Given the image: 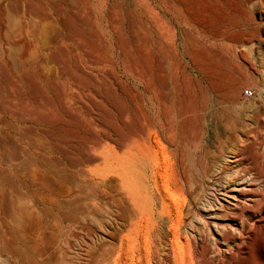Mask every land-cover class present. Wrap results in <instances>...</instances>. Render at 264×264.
Segmentation results:
<instances>
[{"label": "rangeland", "instance_id": "obj_1", "mask_svg": "<svg viewBox=\"0 0 264 264\" xmlns=\"http://www.w3.org/2000/svg\"><path fill=\"white\" fill-rule=\"evenodd\" d=\"M0 87L1 246L15 248L0 264H97L127 244L119 179L151 213L152 264H172V245L186 264H260L264 231L218 253L204 210L218 184L264 179V0H0ZM34 171L74 202L47 218L33 257L8 217Z\"/></svg>", "mask_w": 264, "mask_h": 264}, {"label": "bare ground", "instance_id": "obj_2", "mask_svg": "<svg viewBox=\"0 0 264 264\" xmlns=\"http://www.w3.org/2000/svg\"><path fill=\"white\" fill-rule=\"evenodd\" d=\"M14 8V7H13ZM20 11V10H19ZM10 13V12H9ZM11 14V13H10ZM21 17V16H20ZM18 20V19H17ZM19 22V21H18ZM23 22V19H22ZM23 26V25H22ZM21 42V41H20ZM19 42V43H20ZM27 44V42H26ZM25 44V46H26ZM21 48V47H20ZM25 49V48H23ZM2 50V49H1ZM22 50V48H21ZM27 50V48L24 51V53H26L25 51ZM10 51V50H9ZM29 51V50H28ZM3 52V51H2ZM7 53V52H6ZM13 53V52H12ZM17 54V53H16ZM20 54V53H19ZM18 55V54H17ZM29 56H32L29 54ZM15 57V53L13 58ZM21 57V56H20ZM24 57V56H23ZM31 58V57H30ZM25 59V58H24ZM14 60V59H13ZM21 60V59H20ZM19 60V61H20ZM16 61V60H14ZM22 61V60H21ZM30 61V60H29ZM2 62V60H1ZM5 63V62H4ZM13 64V63H12ZM5 65V64H4ZM2 66V64H1ZM30 66V65H29ZM7 67V66H6ZM35 67V66H34ZM33 67V68H34ZM3 68V67H2ZM24 69V68H23ZM31 69V68H30ZM41 69V68H39ZM11 70V69H10ZM14 70H16L14 68ZM18 70V69H17ZM21 70V69H20ZM35 70V69H34ZM7 71V70H6ZM9 71V69H8ZM28 71V70H27ZM33 71V70H32ZM37 72V71H36ZM7 73V72H6ZM14 73V72H13ZM30 73V72H29ZM25 75V74H24ZM7 76V75H6ZM5 76V77H6ZM31 76V75H30ZM29 76V77H30ZM21 77V76H20ZM32 77V76H31ZM15 82V81H14ZM39 82V81H38ZM31 83V82H30ZM33 84V83H32ZM38 84V83H37ZM10 85V84H9ZM18 86V85H17ZM28 86V85H27ZM1 88V87H0ZM52 88V87H51ZM1 90V89H0ZM3 90V89H2ZM16 92V91H14ZM18 92V91H17ZM36 92V90H35ZM32 94V93H31ZM38 94V93H37ZM21 97V96H20ZM49 98V97H48ZM47 98V99H48ZM33 99V98H32ZM36 99V97H35ZM4 101V100H3ZM23 101V100H22ZM37 101V100H35ZM7 102V101H6ZM5 102V103H6ZM27 102V101H24ZM22 102V103H24ZM29 102V101H28ZM31 102V101H30ZM49 101H47L45 104H47ZM53 102V101H52ZM51 102V103H52ZM39 103V102H38ZM7 104V103H6ZM29 104V103H28ZM27 104V105H28ZM3 105V104H2ZM11 105V104H10ZM14 105V104H13ZM16 105V104H15ZM19 106V104H17ZM17 105L15 106L17 108ZM48 105V104H47ZM51 107L53 106L52 104H49ZM21 106V105H20ZM32 106V104H31ZM10 107V106H9ZM13 107V106H12ZM14 107V108H15ZM55 107V106H54ZM4 108V107H3ZM8 108V107H7ZM6 108V109H7ZM28 108V107H27ZM53 108V107H52ZM40 108H37L36 104H33L32 107H29L28 112L30 113V116L33 119H38L37 117L41 116L38 114V110ZM17 110V109H16ZM15 110V112L17 114H19L21 116V118L25 117V114L27 115V113H25L26 111V106L24 109V104L23 107H21L20 109H18L17 111ZM23 110L25 111L24 116L22 117V113ZM54 110V109H53ZM11 112V111H10ZM14 112V111H13ZM14 112V113H15ZM41 113V112H39ZM42 114V113H41ZM10 115V114H9ZM18 115V117H20ZM49 115V114H48ZM16 117V116H14ZM47 117V116H45ZM44 117V120H45ZM50 117V115H49ZM48 117V118H49ZM41 118V117H40ZM48 118H46L48 120V122H53L50 121ZM54 118V117H53ZM27 119V118H26ZM52 119V117H51ZM22 120V119H21ZM39 120V119H38ZM42 120V119H40ZM43 120V121H44ZM53 120V119H52ZM46 121V120H45ZM57 121V120H56ZM47 122V121H46ZM47 122V123H48ZM55 122V121H54ZM143 135V134H142ZM140 140V139H139ZM52 147V146H51ZM50 149V148H49ZM51 150V149H50ZM151 151V150H150ZM40 154V153H39ZM151 154V153H150ZM41 155V154H40ZM45 157V156H44ZM43 157V158H44ZM49 158V157H48ZM53 158V157H52ZM256 157V162L257 161ZM45 159V158H44ZM38 161V160H37ZM235 159H233L232 161H227V164H233L235 163ZM255 162V159L253 160ZM263 162V161H262ZM263 164V163H262ZM51 165V164H50ZM224 165V163H223ZM256 165V163H255ZM226 166V165H225ZM257 166V165H256ZM223 167V166H222ZM221 168V167H220ZM223 169V168H222ZM219 170V168H218ZM259 170V169H258ZM222 171V170H221ZM215 172V171H214ZM217 173L215 174L216 176L219 177L220 172L216 171ZM35 173V171H34ZM43 173V172H41ZM49 173V172H48ZM55 173V172H54ZM260 177L264 178V168H262L259 172ZM31 175V174H30ZM39 175V174H38ZM49 175V174H48ZM36 173L35 175L32 174L31 175V179L29 180V186H27V191L23 194H19L18 196H16L15 198V203L12 201L11 206V212L9 213V216L7 215L8 219H10L11 223L13 225V229L15 234L17 235L18 238L15 239H19L22 243V245H28L26 248H29V251L31 252L30 254L33 255V257L35 255H37L38 253V249H37V244L38 242H41L44 238H45V233L46 230L49 228V226H51V218H49L50 215H54L55 211H57L60 207H61V203L63 202H59L58 197H56V195L52 196L51 194H57L54 193L55 192V188L58 187V185L60 184L58 179H35L37 177ZM29 177V176H28ZM35 177V178H34ZM125 177V176H124ZM44 178V177H43ZM53 178V177H52ZM220 178V177H219ZM68 180V179H67ZM134 180V179H133ZM249 180V179H248ZM245 180V179H236V178H231L228 179L227 181H225L223 184H218L217 187L215 189H213V192L211 193V198L208 202V207L206 210H204V215L206 217V223L205 226L208 230V233L211 235V240L212 243L214 245H216L218 242L220 243L221 246H223L222 249L217 250L218 253H224V254H228L230 251V247L228 245L229 242L231 243H235V248H236V252H238V254L241 253L242 247L245 245V238L248 237L247 239H249V236L251 235V233L253 234V232L255 233H260L261 231H264V212H261L262 210L264 211V179H255L253 181H258L257 184L251 182L250 181ZM121 187L120 189L124 190L125 192H127V200L129 201L130 207H131V213L127 214V212L125 213V211L123 210V212L125 214L128 215V232H126L127 236V244H123V238L120 237V242L118 244V246L116 245H112L114 246V248H110L109 252L107 251L106 256L100 257V259L98 260L97 264H152V260L154 258V256L152 257V249L151 248V243H150V237L152 236V232H153V222H152V218H151V213L150 212H145L144 210L141 209L140 207V199L142 198L141 195L136 194L135 189H137V187L135 188L134 186V182L132 181V179H119ZM140 181V180H139ZM153 181V180H152ZM169 181V180H168ZM71 182V181H70ZM142 183L147 184L148 186L150 185V181L149 179H142L141 181ZM170 182V181H169ZM220 182V181H219ZM59 183V184H58ZM67 184V183H66ZM74 184V183H73ZM154 184V183H153ZM161 184V183H160ZM65 185V184H64ZM70 185V184H69ZM69 185L64 186L65 188L62 190H66L67 192V197H71L73 196L72 191H74L71 189V187H69ZM60 186V185H59ZM63 186V185H62ZM71 186V185H70ZM153 186V185H152ZM151 186V187H152ZM26 187V186H25ZM74 187V186H72ZM62 187H60L61 189ZM150 188V187H149ZM153 188V187H152ZM169 188V187H168ZM58 190V188H57ZM180 190V185H179V179H174V190L172 191H178ZM15 191V190H14ZM18 191V190H16ZM54 191V192H53ZM60 191V190H59ZM152 191V190H151ZM171 191V193H172ZM44 192H47L44 194ZM50 192V194L48 193ZM52 192V193H51ZM124 192V193H125ZM140 192V190H139ZM142 192V189H141ZM166 192V190H165ZM18 193H20L18 191ZM152 193V192H151ZM167 193V192H166ZM156 194V193H155ZM58 195V194H57ZM126 195V194H125ZM144 195V194H143ZM154 195V194H153ZM175 195V194H174ZM60 196V195H59ZM155 196V195H154ZM180 196V195H179ZM13 197V196H12ZM62 196H60L61 198ZM96 197V195H95ZM102 197V196H101ZM74 198V197H73ZM99 198V197H97ZM104 198V196H103ZM108 198V197H107ZM106 198V199H107ZM180 198V197H179ZM102 199V198H101ZM65 200V199H63ZM72 202H74V199H71ZM71 200H67L66 202H63L64 204L70 205L72 202ZM108 200V199H107ZM105 201V200H104ZM179 201V200H177ZM182 201V200H181ZM109 202V201H106ZM183 202V201H182ZM179 205V204H178ZM74 206V205H73ZM167 206V205H166ZM169 207V206H168ZM62 208V207H61ZM60 208V209H61ZM71 208V206H70ZM165 208V207H164ZM177 208V207H176ZM67 209L69 210L68 206ZM72 209V208H71ZM163 209V208H162ZM161 209V210H162ZM169 209V208H168ZM175 209V208H174ZM7 210V209H6ZM59 211V210H58ZM57 211V212H58ZM62 211H67V210H62ZM114 211V210H113ZM236 211V212H235ZM61 212V210H60ZM68 212V211H67ZM67 212L63 213V217L65 218V214H67ZM82 212V211H80ZM94 212V211H93ZM171 212V211H170ZM180 212V211H178ZM62 213V212H61ZM111 213V212H110ZM114 213H116L114 211ZM123 213V214H124ZM165 213V211H164ZM172 213V212H171ZM84 214H86L88 217L87 219H89V215L88 213L83 211V217ZM90 214V213H89ZM58 215V214H56ZM114 215V214H113ZM118 216V214H115ZM70 216V214H69ZM68 216V218H69ZM110 216H112V214H110ZM120 216V215H119ZM60 217V216H58ZM72 217V216H71ZM114 217V216H113ZM170 217V215H169ZM174 217V216H173ZM230 217V218H229ZM50 219V223L48 222ZM63 218V219H64ZM67 218V217H66ZM67 218V219H68ZM172 218V217H170ZM177 218V217H176ZM57 218L55 216L54 221H57ZM61 219V218H60ZM59 219V220H60ZM71 219V218H70ZM87 219L86 217L82 219V222L84 224H87ZM94 219V217H93ZM125 219V218H124ZM66 220V219H65ZM72 220V219H71ZM81 220V219H80ZM113 220V219H111ZM167 220V218H166ZM53 221V223H55ZM70 221V220H69ZM90 221V220H89ZM96 221V220H95ZM94 221V222H95ZM100 220H98L99 222ZM172 221V220H171ZM60 222H62V220H60ZM59 222V223H60ZM68 222V221H67ZM91 222V221H90ZM89 223V222H88ZM57 224V223H56ZM91 224V223H90ZM55 225V224H54ZM82 225V224H81ZM88 225V224H87ZM171 225V224H170ZM56 226V225H55ZM84 226V225H83ZM172 227V226H171ZM172 229V228H171ZM1 230V228H0ZM11 232V231H10ZM9 232V233H10ZM159 232V230H158ZM2 233V234H1ZM159 234V233H158ZM162 234V233H161ZM10 236L12 235V232L9 234ZM12 235V236H14ZM155 235V234H154ZM153 235V236H154ZM262 235V234H261ZM156 236V235H155ZM159 236V235H158ZM163 236V235H161ZM160 236V237H161ZM173 236V235H172ZM159 237V238H160ZM49 238V237H47ZM46 238V239H47ZM157 238V237H156ZM174 238V237H173ZM5 239H7V236H5V234L3 232H0V247L3 248L2 246H5ZM50 239V238H49ZM152 239V238H151ZM126 240V239H125ZM155 240V239H154ZM160 240V239H159ZM157 240V241H159ZM261 242H262V247L260 249V264H264V236H261ZM50 241V240H49ZM52 241V239H51ZM171 241V240H170ZM236 241V242H234ZM156 242V241H155ZM154 242V243H155ZM160 242V241H159ZM175 242V241H172ZM176 243V242H175ZM8 242L6 243L7 246ZM10 244V243H9ZM15 244V243H14ZM20 244V243H19ZM40 244V243H39ZM38 244V245H39ZM2 245V246H1ZM10 246V245H8ZM116 246V247H115ZM154 246V245H153ZM157 245H155L156 247ZM161 246V244H160ZM175 245H172L171 250V255L168 257L170 258V261L172 262V264H186V262L184 263L183 259L181 257L178 256L179 252L177 253L176 251V247L174 249ZM178 246V245H177ZM13 247V246H11ZM10 247V248H11ZM109 247V246H107ZM171 247V246H170ZM8 247H6L7 249ZM161 248V247H160ZM5 249V250H6ZM12 249V248H11ZM10 249V250H11ZM15 249V248H14ZM14 249H12L11 251H13ZM104 249V248H103ZM109 249V248H106ZM157 249V248H156ZM4 250V248L2 249ZM4 250V251H5ZM8 250V249H7ZM6 252H9L7 251ZM105 250V249H104ZM158 250V249H157ZM15 251V250H14ZM19 252H21L20 250H18ZM27 251V250H26ZM106 251V250H105ZM155 251V249H154ZM19 252H16L17 254H20ZM25 250L23 251L22 254L20 255H24L27 252H25ZM16 253L14 252V254L16 255ZM157 253V251H156ZM2 254V252H1ZM6 254V253H5ZM11 254V253H10ZM29 254V255H30ZM104 254V252H103ZM104 254V255H105ZM169 254V253H168ZM8 255V254H7ZM18 255V257L20 256ZM27 255V256H29ZM166 255V254H164ZM180 255V254H179ZM13 256V255H12ZM21 256V257H22ZM26 256V258H27ZM158 256V255H157ZM20 257V258H21ZM9 258V257H8ZM30 258V257H29ZM29 258H27V261L30 260ZM157 258V257H156ZM6 259V258H5ZM10 259V258H9ZM8 259V260H9ZM22 259V258H21ZM33 259V258H32ZM31 259V261H33ZM24 260H25V256H24ZM23 260V261H24ZM155 260V258H154ZM11 259L9 260V262L11 263ZM30 261V262H31ZM165 261V260H164ZM9 263V264H10ZM24 263H28V262H24ZM154 263V262H153ZM7 264V262H6ZM13 264V263H11ZM31 264V263H30ZM159 264V263H158ZM188 264H192V263H188Z\"/></svg>", "mask_w": 264, "mask_h": 264}, {"label": "built area", "instance_id": "obj_3", "mask_svg": "<svg viewBox=\"0 0 264 264\" xmlns=\"http://www.w3.org/2000/svg\"><path fill=\"white\" fill-rule=\"evenodd\" d=\"M243 94L245 95V97H249L251 95V93L248 90H244Z\"/></svg>", "mask_w": 264, "mask_h": 264}]
</instances>
